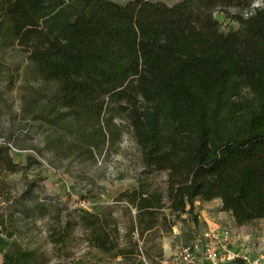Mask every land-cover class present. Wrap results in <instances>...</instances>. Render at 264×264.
Returning <instances> with one entry per match:
<instances>
[{
  "label": "rangeland",
  "instance_id": "374dc122",
  "mask_svg": "<svg viewBox=\"0 0 264 264\" xmlns=\"http://www.w3.org/2000/svg\"><path fill=\"white\" fill-rule=\"evenodd\" d=\"M186 1L140 0L159 6L132 14L133 43L113 38L136 64L120 72L76 59L112 60L98 33L66 48L68 3L0 0V264H163L211 226L232 264H264V142H247L264 108L245 123L264 101V0Z\"/></svg>",
  "mask_w": 264,
  "mask_h": 264
},
{
  "label": "trees",
  "instance_id": "16d2710c",
  "mask_svg": "<svg viewBox=\"0 0 264 264\" xmlns=\"http://www.w3.org/2000/svg\"><path fill=\"white\" fill-rule=\"evenodd\" d=\"M43 1H47V0H43ZM198 1L199 0H191L194 6L198 5ZM64 2L70 5V8L66 10L65 12L69 17L63 18L62 20L63 35L61 38H63L64 43L67 45L66 48H68V46L69 47L78 46L79 42L81 41L83 37L84 30L88 29L91 31V33H98V44L100 45L102 49H105L109 54L112 55V58H111L112 60L108 61L106 60V58H103L101 56H96L90 53L81 52L80 54H75L76 59L81 60V61L82 60L90 61V62L92 61L96 63V64L92 63L91 65V67H93L94 69H99L101 64L97 62L100 60L102 61L104 60L108 65H117L118 63L119 65L118 69L120 72H122L124 68H125V72L130 70L131 67L129 65H133V66L136 65L134 59L124 60L116 56L117 54L113 49L114 48L113 38L115 37V35L117 36L127 35V40L130 43H133L136 34H135V30L133 26L131 25L132 14L135 12V10H137V12L141 14L139 16V21L143 22L144 20L141 17L147 14V12H150L149 11L150 8L148 6H159V5L153 4V3H143L141 4L142 7L136 9L137 6L140 4V0H132L123 7H119L108 0H66V1L57 0L58 5H62L64 4ZM182 4L183 6H185L186 4H188V2L184 0ZM177 7L174 9L161 8V11L164 12L165 14L164 16L170 22H171L169 18L170 13L177 11L176 10ZM21 22H22V19H21ZM143 25H144V28H143L144 29L143 30L144 41L147 40L148 38L150 39L148 41H151L152 40L151 37H158L159 33L156 30H154L150 26H147L146 24H143ZM168 34L175 35V32L170 31ZM223 50L227 52L226 49H223ZM185 54H186L185 50L183 48H180L178 52L173 53V55L171 56V57H176V58H182L184 60L183 61L184 63L181 62V64L179 65L178 67L179 69H181L183 66L190 65L191 58L189 56L187 58ZM211 57H212V54H209L208 51H202L200 55H198L197 58L199 60L205 61V63L209 62L210 63L209 65H214L211 60L212 59ZM243 65H245L243 67V71L244 70L249 71L250 69L251 71L258 72L260 70L257 66L258 64H251V65H256V66H252L251 68L248 66L249 65L248 62H245V63L243 62ZM193 66L196 67L195 65ZM57 67H58V72H60V65H58ZM156 67L158 68L157 65H155V68ZM160 69L163 71L162 68ZM225 70L226 68H224L222 72H224ZM147 77L148 79H150V76H147ZM171 77H172L171 79L175 81L176 83H178V81L181 78V76L179 75V72H177V74L172 73ZM151 86L155 88V89H153L152 87L148 88L149 89L148 91L151 95H156L161 92L162 93L164 92L167 94V88L164 86V84L158 85L156 82H154V83H151ZM222 94L223 92H221V90L220 91L218 90L216 92L217 97L222 96ZM167 96H170V95H166L165 97L166 99H164L163 101L165 103V104L163 103L164 107L175 110L174 102L171 103ZM164 107L162 106V108ZM263 108H264V101H259L257 108H255L252 111L251 110L249 111L250 114L247 116L245 123L249 125V123L252 121L262 119L261 110ZM219 119L220 118H218L217 121ZM254 141L264 142V129L256 133H252L247 138V142H254ZM236 144L237 143H235V141L229 140V141H226L224 144H222L220 148H224L226 146L236 145ZM201 166H204V165L201 164ZM133 209L136 211V213L139 212L138 206H134Z\"/></svg>",
  "mask_w": 264,
  "mask_h": 264
},
{
  "label": "built area",
  "instance_id": "2783aa9c",
  "mask_svg": "<svg viewBox=\"0 0 264 264\" xmlns=\"http://www.w3.org/2000/svg\"><path fill=\"white\" fill-rule=\"evenodd\" d=\"M229 240L226 229L207 227L180 245L163 264H232L235 255L227 249Z\"/></svg>",
  "mask_w": 264,
  "mask_h": 264
}]
</instances>
